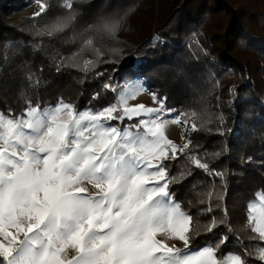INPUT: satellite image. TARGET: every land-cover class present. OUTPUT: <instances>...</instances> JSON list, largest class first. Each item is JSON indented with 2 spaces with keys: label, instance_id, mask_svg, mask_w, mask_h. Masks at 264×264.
<instances>
[{
  "label": "trees",
  "instance_id": "16d2710c",
  "mask_svg": "<svg viewBox=\"0 0 264 264\" xmlns=\"http://www.w3.org/2000/svg\"><path fill=\"white\" fill-rule=\"evenodd\" d=\"M34 1L46 6L43 14H17ZM63 3L0 0V111L19 116L29 102L41 110L61 102L99 110L116 102L125 82L142 79L165 109L197 129L187 134L186 153L165 162L169 179L179 181L171 185L173 197L192 217L189 249H215L227 237L218 260L239 253L247 264H264L255 255L261 242L251 239L258 234L247 207L264 192V0H74L79 15L70 30L37 35L69 14ZM102 17L119 20L114 35L86 31ZM88 39L93 45L86 48ZM85 61L96 67L82 71ZM232 70L244 74L242 85L235 86ZM191 156L225 173L227 187ZM213 220L217 226L206 231Z\"/></svg>",
  "mask_w": 264,
  "mask_h": 264
},
{
  "label": "snow or ice",
  "instance_id": "6c2138e0",
  "mask_svg": "<svg viewBox=\"0 0 264 264\" xmlns=\"http://www.w3.org/2000/svg\"><path fill=\"white\" fill-rule=\"evenodd\" d=\"M73 3L64 0L69 14L37 35L70 30L79 15ZM45 11L42 4L34 16ZM118 26L117 18L102 17L86 31L112 36ZM92 45L91 39L84 41L86 48ZM95 67V61H85L81 70ZM104 88L117 91L111 84ZM133 94L120 95L122 107L99 110L62 102L41 110L29 102L19 116L0 111V264H247L239 253L216 258L227 237L215 249L209 245L183 254L190 247L192 217L173 197L171 185L179 181L169 179L165 162L185 154L191 141L178 148L167 140L163 101L160 108L128 106ZM125 120L135 123L119 124ZM189 159L227 187L225 173L211 171L198 157ZM256 197L259 205L247 206L248 224L254 223L250 230L258 236L251 239L261 242L255 255L264 262V192ZM216 226L213 220L206 231Z\"/></svg>",
  "mask_w": 264,
  "mask_h": 264
},
{
  "label": "rangeland",
  "instance_id": "374dc122",
  "mask_svg": "<svg viewBox=\"0 0 264 264\" xmlns=\"http://www.w3.org/2000/svg\"><path fill=\"white\" fill-rule=\"evenodd\" d=\"M182 4H183V1L180 2V5H182ZM41 5L42 4L40 2L34 1L28 5L23 6L17 12V14L26 15V16H34L35 13H38L40 11ZM156 7H157V5H156ZM138 14H139L138 16H140V18H142V19H144V18L146 19V17H147V12L140 11ZM151 39H152L151 41H156L157 37L153 34V35H151ZM251 72L252 71H249L248 74H251ZM231 74L235 78V80H234L235 86L237 84L242 85L244 83V81H243L244 74L235 73V70H232ZM226 81L227 80H225V82ZM137 84H139L142 87V90L136 91V85ZM125 85H129L130 87L126 89ZM128 91H132L134 93L133 95L127 97V105L128 106L144 105V106L152 107V108H160L161 107V103L157 99H154V96L151 93L146 91L143 80L140 78H136L133 81L125 82L123 84L121 90L119 91V93L117 95V100L114 104H116L118 107H122V105L120 104L119 97L122 93L127 94ZM64 104H67V103H64ZM163 109H164V112L166 113V115L164 116V120H163V123H164L163 131H164L165 137L167 138V140H170L172 143H174L178 148L182 147L186 141L188 132L192 129V126H191L189 121H182L181 119H179V117L175 116L169 110L165 109L164 107H163ZM145 118H147V117H145ZM177 119H179L180 122H176ZM133 123H135V121H133ZM114 124H116V123H114ZM119 124L121 125L120 122H119ZM129 124H127V125H129ZM25 131L27 132L28 130L25 129ZM135 131H140V130L136 129ZM0 143H2V140H0ZM251 202H255L259 205V200L257 199V197H255V199H253ZM256 215H257V218H259V209L257 210ZM253 226H254V223H253ZM169 243L175 244L176 247H179L181 249L184 248L183 242H181V241L171 240V241H169ZM199 249H202V248H199ZM194 250H196V249H188L187 252H185L183 254H189V253L193 252Z\"/></svg>",
  "mask_w": 264,
  "mask_h": 264
}]
</instances>
